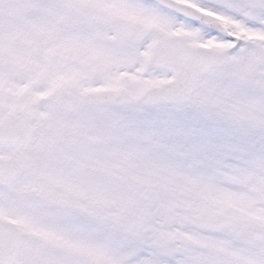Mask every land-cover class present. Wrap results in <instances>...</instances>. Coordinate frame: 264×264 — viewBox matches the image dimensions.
I'll list each match as a JSON object with an SVG mask.
<instances>
[{"label":"snow or ice","instance_id":"6c2138e0","mask_svg":"<svg viewBox=\"0 0 264 264\" xmlns=\"http://www.w3.org/2000/svg\"><path fill=\"white\" fill-rule=\"evenodd\" d=\"M0 264H264V0H0Z\"/></svg>","mask_w":264,"mask_h":264}]
</instances>
